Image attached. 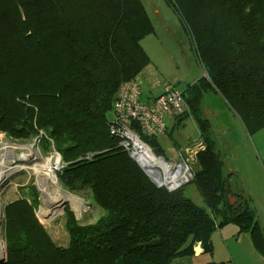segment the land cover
Segmentation results:
<instances>
[{
    "label": "trees",
    "instance_id": "16d2710c",
    "mask_svg": "<svg viewBox=\"0 0 264 264\" xmlns=\"http://www.w3.org/2000/svg\"><path fill=\"white\" fill-rule=\"evenodd\" d=\"M168 1L209 77L183 92L204 143L193 182L207 207L184 187L157 186L109 132L120 86L150 62L141 41L154 25L142 0H0V133L39 136L66 164L62 186L89 189L103 211L85 224L67 207L69 244L62 247L37 217L36 187L21 193L4 208V264H88L89 256L95 264H173L197 244L212 252L213 232L227 224L248 232L264 255L256 211L231 189L233 173L202 111L204 95L216 92L249 135L264 128V0ZM144 141L161 152L158 138Z\"/></svg>",
    "mask_w": 264,
    "mask_h": 264
},
{
    "label": "rangeland",
    "instance_id": "374dc122",
    "mask_svg": "<svg viewBox=\"0 0 264 264\" xmlns=\"http://www.w3.org/2000/svg\"><path fill=\"white\" fill-rule=\"evenodd\" d=\"M142 2L155 27L152 36L144 41L145 46H147L146 42L149 40L154 42L151 50L149 48H146L147 50L144 49L147 51L148 56L150 54V57H153L155 65H160L162 61H165L167 69H162L170 84H176L179 88H187L190 84L197 82L204 74L205 69L203 70L199 60L194 38L187 30L174 6L168 0H142ZM205 77H208L206 70ZM207 79L209 80V77ZM202 106L204 116L208 117L212 123L213 137L216 141L217 149L227 165L226 168H234L232 188L239 192L250 189L254 194L251 198V203L253 206L258 207L262 217H264V201L262 199L264 196V188H262L264 185V128L254 135H249L240 118L231 111L223 97L216 92H207ZM108 117L112 119V113H109ZM170 131L166 133V130V134L161 136L163 137L161 140L163 149L157 156H162L165 154L164 149L169 148L170 154L175 157L181 155L180 158L184 162L183 164H188L187 166L195 174V169L198 166L195 161V151L198 152L204 149L199 146V143L202 142L201 137H198L195 141L184 142L181 139L183 138L182 136L176 138L175 132L173 135V127H170ZM2 134L14 144L20 146L24 143H29L31 146L30 151L21 148L16 149V151H3L4 149H2L5 166L14 170L4 182L3 189H0L1 230L2 238L7 248L3 231L4 208L7 203L16 200L23 192L31 193L33 187H36L40 200L37 212L46 211L36 176L25 169L18 168L29 166L33 162H44L47 158L53 157L59 152L53 147L46 152L39 136L28 140H14L5 133ZM175 142L179 145L180 151L179 149L176 150L178 145L176 146ZM184 146L188 147L189 150L186 151ZM61 162L62 157L59 166H56L54 171L61 188L65 189L58 178ZM181 170L183 171L184 168L182 167ZM193 180L183 183L174 190L184 187L186 195L196 204L207 207ZM53 186L51 183L52 189ZM67 191L72 194L73 198L62 202L60 207L63 208L64 215L56 223L57 225L54 229H49L45 225L44 220L41 217L40 219L38 218L45 226L41 224L51 239L62 247H67L69 244V235L64 226L67 207L75 213L77 219L85 224L95 222L103 213L102 209L93 201L92 192L89 189L81 188L75 193ZM87 260L88 264L96 263L95 258L92 256L87 257Z\"/></svg>",
    "mask_w": 264,
    "mask_h": 264
},
{
    "label": "built area",
    "instance_id": "2783aa9c",
    "mask_svg": "<svg viewBox=\"0 0 264 264\" xmlns=\"http://www.w3.org/2000/svg\"><path fill=\"white\" fill-rule=\"evenodd\" d=\"M188 110L183 92L174 87L157 95L151 101H144L141 97L140 83L136 79L122 83L112 105L113 117L110 119V134L119 139V145L123 150L140 161L146 168L157 167L161 171L163 186L170 191L193 179L191 169L183 164L185 168L182 174L188 172L187 176L185 175L186 180L181 183L172 182V175L177 172L178 158L181 155L179 157L166 154L157 156L144 138L152 139L163 136L167 130L168 117L182 115L189 112ZM151 156L156 157L160 162L156 165L150 164L149 157ZM88 158L90 155L86 156V159ZM65 166L66 164L61 162L60 169L62 170Z\"/></svg>",
    "mask_w": 264,
    "mask_h": 264
},
{
    "label": "crops",
    "instance_id": "0c3cea01",
    "mask_svg": "<svg viewBox=\"0 0 264 264\" xmlns=\"http://www.w3.org/2000/svg\"><path fill=\"white\" fill-rule=\"evenodd\" d=\"M150 36H152V33L146 36L141 41V44L144 49L149 48L151 50V47L153 46V43H154L153 40H149L148 42H146L147 46L144 45V41L148 39ZM150 56L151 55L149 54V59H150L149 64L144 67V69L141 71L137 79L141 86L142 99L144 101H151L159 93L165 92L171 87L180 89L182 92H184L186 88H179L176 84H170L169 79L165 76V73L163 71V69L165 70L167 69V64L165 63V61H162V63L160 64L161 66L155 65L153 63L154 61L153 57L151 58ZM202 68L204 70L203 66ZM204 76H205V70H204V74L202 75V77ZM204 98H205V95L203 97V101H204ZM203 101H202V105H203ZM188 109H189V106H188ZM188 111L190 112V109ZM202 111H203V106H202ZM231 111L233 110L231 109ZM187 113L188 112L182 115H170L167 120V132L166 133L171 132L170 127H173V130H174L172 132L173 135L175 132L176 138L178 136H182L183 138L181 139H183L184 142L185 141L187 142L195 141L198 139V137H200V133H199L195 120L192 118V116L187 115ZM162 138L163 137L158 138V141L161 145V148L163 149V146L161 144ZM175 144L176 146L178 145L177 142H175ZM199 146L204 148L203 141L199 143ZM184 147L186 151L189 150L188 147L186 146ZM177 149H179V145L176 148V150ZM164 151L168 152V154L171 155L169 148L164 149ZM196 153L197 151H195V159H196ZM179 156L180 155H178L177 157ZM195 161L198 165L197 169H195V172H196L200 169V165L197 162V159ZM226 172H230L234 174L235 171L233 167H230V168L227 167ZM232 180H233V175L231 179V189L233 190V192H239V191H235L232 188ZM262 188H264V185L262 186ZM240 192H244V194L248 197L250 202H252L251 198L254 196V194L250 191V189L249 190L245 189ZM262 199L264 201V196L262 197ZM229 200L231 204L236 203L235 197L231 194L229 195ZM251 206L256 211L258 221L260 223L261 228L264 231V217H262V213H260L258 207L253 206L252 203H251ZM203 207L205 206L203 205ZM211 240H212V246H213L212 252L204 251L202 246L200 244H197L194 247V253L192 255L176 257L173 260V264H209L213 262L218 263V264H264V255L255 247L251 235L248 232H240L239 228L235 224H227L226 226L222 228L216 229L212 234Z\"/></svg>",
    "mask_w": 264,
    "mask_h": 264
},
{
    "label": "bare ground",
    "instance_id": "6f19581e",
    "mask_svg": "<svg viewBox=\"0 0 264 264\" xmlns=\"http://www.w3.org/2000/svg\"><path fill=\"white\" fill-rule=\"evenodd\" d=\"M26 149L28 151L31 150V146L29 143H24L23 145H17L12 143L4 134L0 133V189H3V184L6 179L10 176V174L14 171L10 167H6L4 163V157L2 155L3 151H16V149ZM61 157L59 155L50 156L44 162H33L31 165L26 167H20L21 169H25L30 174H34L37 178V182L40 187V191L42 194V199L44 201V205L46 207V211L41 212V219L44 220L45 225L49 229H54L56 227V223L59 222L64 215L63 208L60 207L62 202L67 199H72L73 196L68 191H64L55 175V167L60 163ZM178 168L176 174L172 175V182L177 181L181 183L183 180H186V172L182 174V160H178ZM149 162L152 165H156L160 162L154 156L149 157ZM184 163V162H183ZM186 175V176H185ZM51 183L54 185L53 189L51 187ZM177 185V184H176ZM2 209L0 206V255L4 252V240L2 238Z\"/></svg>",
    "mask_w": 264,
    "mask_h": 264
},
{
    "label": "water",
    "instance_id": "95a60500",
    "mask_svg": "<svg viewBox=\"0 0 264 264\" xmlns=\"http://www.w3.org/2000/svg\"><path fill=\"white\" fill-rule=\"evenodd\" d=\"M166 155H169L168 152H165ZM57 155L60 156V154L58 153ZM133 160H135L139 166L143 169V171L146 173V175L157 185V186H162V175H161V171L155 167L154 169H148L146 168L140 161H138L137 159H135L134 157H131ZM179 160H181V158H178ZM183 165V162H181ZM21 169V168H18ZM24 170V169H22ZM191 173L193 175V179H194V173L191 170ZM64 191H67L65 189H63ZM37 216L40 219L41 214L39 212H37ZM41 223V222H40ZM42 224V223H41ZM43 225V224H42ZM44 226V225H43ZM45 227V226H44ZM7 262V248H6V243L4 242V252L0 255V264H3Z\"/></svg>",
    "mask_w": 264,
    "mask_h": 264
}]
</instances>
